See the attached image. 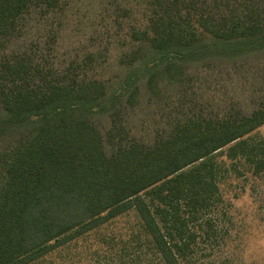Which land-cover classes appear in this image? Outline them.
I'll return each instance as SVG.
<instances>
[{"label":"trees","instance_id":"trees-1","mask_svg":"<svg viewBox=\"0 0 264 264\" xmlns=\"http://www.w3.org/2000/svg\"><path fill=\"white\" fill-rule=\"evenodd\" d=\"M31 1L0 0V264H27L130 209L162 262L181 264L214 235L222 176L215 154L233 141L234 155L244 151L240 138L264 123V107L235 121L181 123L157 144L101 122L159 81L168 88L214 61L264 58V0H244L238 13L216 0V12L199 14V28L191 22L196 0H144L149 25L125 39L116 66L89 53L77 61L80 73H110L88 83L49 76V60L39 81L33 63L1 54Z\"/></svg>","mask_w":264,"mask_h":264},{"label":"rangeland","instance_id":"rangeland-1","mask_svg":"<svg viewBox=\"0 0 264 264\" xmlns=\"http://www.w3.org/2000/svg\"><path fill=\"white\" fill-rule=\"evenodd\" d=\"M243 2L236 0L232 8L226 0H217L225 13L240 12ZM145 4L144 0H32L17 17L1 54L33 63L29 73H35L39 81L41 62L47 60L49 76L63 82L76 75L84 83L102 79L110 73H80L77 61L89 53L116 66L130 46L132 32L149 25ZM215 5L216 0H196L192 27L201 26L199 14L216 12ZM181 77L183 81L176 84L165 81L170 83L168 88L159 81L160 86L141 92L135 103L124 97L114 117L103 118L101 125L115 127V133L127 135L128 140L157 144L175 134L181 123L201 120L205 126V118L216 124L235 121L264 107L263 57L214 61ZM240 139L244 151L234 155L233 141L215 154L222 176L218 182L221 203L211 229L214 235L199 240L194 253L181 264H264V123ZM27 264L164 263L137 212L130 209Z\"/></svg>","mask_w":264,"mask_h":264}]
</instances>
